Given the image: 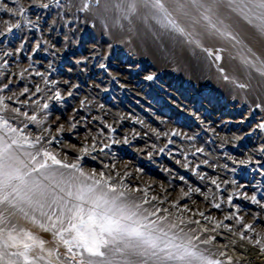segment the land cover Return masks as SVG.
<instances>
[{
	"label": "snow or ice",
	"instance_id": "snow-or-ice-1",
	"mask_svg": "<svg viewBox=\"0 0 264 264\" xmlns=\"http://www.w3.org/2000/svg\"><path fill=\"white\" fill-rule=\"evenodd\" d=\"M33 6L40 10L34 18L29 15ZM0 14V264H255L246 252L264 257V183L258 182L249 192L251 182L246 179L224 180L200 170L206 165L236 173V166H249L264 178V52L255 50L237 31L264 39V0H31L30 4L0 0ZM82 16L93 27L99 23L105 34L110 25L123 29L124 22L131 32L134 21H139L164 51L167 40L172 48L187 45L193 56L202 53L225 81L245 92L244 99L249 90L255 94L237 122L220 120L225 128L246 125L247 132L230 138L221 135L213 120L171 93L169 100L178 116L191 112L200 128L192 134L177 126L161 131L131 112L111 113L95 92H107L104 80L93 82V91L81 96L79 81L53 78L52 61L47 70L37 69L31 56L42 49L51 51L53 59L61 51L70 53L74 67L89 70L96 45L89 55L77 54L71 46L77 43L78 28L55 35L57 25L78 24ZM25 28L39 30V38L33 42L29 35H17ZM13 39L19 44L13 46ZM107 49L98 66L119 84L107 62L112 45ZM22 56L27 67L22 66ZM226 56L238 61L241 75H229ZM144 80L159 86L156 71H147ZM205 103L212 105L214 100L201 95L200 106ZM108 114L115 118L109 121ZM129 119L148 130H122L120 122ZM156 119L169 123L166 116ZM150 133L149 143L137 152L149 160L154 153H167L205 185H195L166 168L169 186L160 183L157 191L140 179L143 167H131L132 162L118 167L112 149L131 146L136 137L148 140ZM249 134L257 139L247 154L238 157L225 150ZM173 137L181 138L178 146ZM217 140L222 156L235 166L219 163L220 154L212 156L210 147ZM197 154L203 155L193 164L188 157ZM222 187L226 194L214 191ZM197 193L208 208L221 214L196 206L192 197ZM223 205L228 206L226 211Z\"/></svg>",
	"mask_w": 264,
	"mask_h": 264
},
{
	"label": "rangeland",
	"instance_id": "rangeland-1",
	"mask_svg": "<svg viewBox=\"0 0 264 264\" xmlns=\"http://www.w3.org/2000/svg\"><path fill=\"white\" fill-rule=\"evenodd\" d=\"M24 3L30 4L31 0H24ZM37 12H40V10L33 6L29 15L34 18V13ZM45 19H51V16H45ZM134 23L136 28L131 32L128 30L129 25L127 22H124L123 29L118 26L113 27L110 25L107 34H105L99 23L93 27L91 23L85 21L83 16L78 24H68L67 26L57 25V33L55 34L57 37L62 36L66 32L70 33L78 28L75 35L77 43L71 46L77 54L89 55L93 45H96V59L88 62L89 70L86 72L82 70L83 66H81V68L74 67L71 54L64 51H61L55 59H53L51 51L46 53L41 49L32 54L31 59L36 61V67L41 71L47 70V63L52 61L56 68V73L53 74V78L59 76L61 79L79 81L82 84L81 96L89 95L93 91V89L90 88L93 82L99 84L101 80H104L108 89L107 92H101L100 89H95V92L97 98L104 100L108 109L111 110V113L127 114L131 112L132 115L139 116L144 119L147 124H150L152 127H158L161 131L165 130L166 127L177 126L183 128L188 134H192L197 132L200 128L199 121L191 116V112H182L178 116L177 111H174L175 106H171L169 100V93H171L173 98L179 97L189 108L197 109L203 117L213 120L217 126V132L221 135H226L230 138L233 133L240 135L242 131L247 132L246 125L240 124L233 126L230 124L225 128L220 126V120L230 119L235 123L239 120L241 112L246 114L248 104L255 99V94L251 92V90L247 93L248 99H244L245 92L234 88L231 82L225 81L221 74L216 71L215 67L211 66L208 61L203 58L202 53L198 51L197 56H193L187 45L177 44L175 48H172L171 44H169L170 42L167 40L165 43L168 51H164L159 45L156 46L157 43L150 37V33L146 34V29L143 24L139 21H134ZM136 31L139 32L137 33ZM17 35H29L30 39L34 42V39L39 38L40 31L37 29L29 30L25 28L23 33L17 30ZM45 35L47 36V33H45ZM2 39L3 38H0V41H2ZM245 40L255 50L263 52L261 47H257L249 42V38H245ZM12 43L13 46H15L19 44V41L13 39ZM108 44L112 45V50L107 62L110 65L112 76H115L119 80V84L111 80L108 71L102 70L98 66L102 60L101 53L108 51ZM57 47H59V45H57ZM23 55H27V52ZM226 58L227 56L225 60ZM21 61L22 66L27 67L28 60L24 59L22 56ZM225 62L226 61H224V66ZM129 65L132 67L129 68ZM137 65H139V68L136 67ZM11 70L17 71L15 68ZM28 70L31 71V69ZM147 71L157 72L159 86H157V83L154 81L144 80ZM32 78L39 81V77H36L34 74ZM219 80H221L223 86H219ZM61 87H63V85H61ZM182 92L184 95H181ZM201 95L211 96L214 103L212 105L205 103L201 107ZM153 112L155 115L152 114ZM96 114L98 113H93V115ZM256 115L257 118H259L260 113L257 111ZM157 116H166L169 121L168 125L161 124V122L156 119ZM106 118L112 121L115 117L112 114H108ZM177 118L181 120L179 125L174 123ZM120 123L124 131H128L132 128H136L141 132L148 130L142 128L141 125L136 124L130 119L121 121ZM68 139L73 143L76 142L75 137H68ZM173 139L177 141L178 146L181 138L173 137ZM256 139L255 136L249 134L246 138L237 141L235 145L231 143L227 144L225 150L239 157L242 153L247 154L251 147L256 146ZM150 140L151 133L149 134L148 140L144 139L142 136L136 137L132 140L131 146L116 145L112 149V152L117 157L118 167H122L126 162H132L130 165L131 167H135L137 164L143 167L145 172L140 175V179L145 183L152 184L157 191H159L157 186L160 183H164L166 187L169 186V172L165 171L166 168L174 169L180 174L185 175L188 181L195 185L202 187L205 185V181L198 179L192 172L176 164L175 160L169 157L167 153H154L152 159L149 160L144 153L137 152V148H145V145L148 144ZM163 142L164 138H161L160 143L162 144ZM200 142L201 141H197V144ZM187 143L188 142L185 141V144ZM218 144L219 140H217L215 145H211L210 151L212 152V156L216 157L220 154L219 163L223 164L228 162L231 165V162L226 161L222 156L224 150L218 149ZM169 148H171V145H169ZM145 151H147V149H145ZM174 155L176 158H180L178 152ZM202 155L203 154H197L195 156L189 155L188 159L193 164H196ZM204 158L208 157L205 156ZM236 167L238 169L236 173L211 169L206 165H201L200 170L207 172L209 175H219L224 180H228L233 176L241 182L246 179L251 182V187L248 188L249 192H251L258 182L264 183V178L259 175L258 171L253 172V169L249 166ZM241 168L244 170L241 171ZM176 183L179 184V181ZM178 190L177 187L176 191ZM204 190L206 191L207 189L205 188ZM214 191L226 194L224 187L221 189H214ZM172 195L175 196L176 192H172ZM234 199L237 202L249 204L248 201H244L240 197ZM192 200H194L196 206H199L202 210L211 211L217 216L221 214L215 209L208 208L207 204L204 202V197L199 193L195 194ZM249 206L253 207V209L255 208V206ZM190 207L194 206L190 204ZM227 208V205H223L224 211H226ZM246 218L250 219V217ZM257 255L258 254L255 252L251 254L245 253V257L249 259L250 262L254 260L255 264H264V257Z\"/></svg>",
	"mask_w": 264,
	"mask_h": 264
},
{
	"label": "bare ground",
	"instance_id": "bare-ground-1",
	"mask_svg": "<svg viewBox=\"0 0 264 264\" xmlns=\"http://www.w3.org/2000/svg\"><path fill=\"white\" fill-rule=\"evenodd\" d=\"M137 24V23H136ZM142 31V30H141ZM237 31H239L240 32V36L243 38V39H245V38H249V36L246 34V32L245 31H243V30H241V29H239V28H237ZM137 32V31H136ZM139 32V31H138ZM137 32V33H138ZM133 34V33H132ZM145 34V33H144ZM138 35H140V34H138ZM147 36V35H146ZM132 37V36H131ZM151 37V36H150ZM134 38H135V36H134ZM149 38V37H148ZM139 40H140V38H139ZM148 40V39H147ZM136 41V40H135ZM137 41H138V39H137ZM136 41V42H137ZM141 41H142V39H141ZM249 42H251V43H253L255 46H257V47H261V49L263 50V52H264V39H262V38H260V37H256L255 39H251V38H249ZM143 43V42H142ZM166 44V43H165ZM168 44V43H167ZM170 44V43H169ZM158 44H156V46H157ZM179 45V44H178ZM185 46V45H184ZM182 47V46H181ZM183 49V48H182ZM184 49H186V48H184ZM184 51V50H183ZM181 54H183V53H181ZM187 54V53H186ZM199 55V54H198ZM182 56V55H181ZM188 58V57H187ZM226 62H225V67H227L228 68V73H229V75H232V74H237V75H241V72H242V70H241V68H240V66H239V63H238V61H229L228 60V58H226V60H225ZM222 80V79H221ZM221 80H219V86L220 85H222V83H221ZM223 86V85H222ZM252 92V91H251ZM142 95V94H141ZM131 148V147H130ZM256 255V254H255ZM258 256V255H257ZM263 259V258H262ZM249 260V259H248ZM251 260V259H250ZM254 261V260H253ZM260 261V260H259ZM261 262V261H260Z\"/></svg>",
	"mask_w": 264,
	"mask_h": 264
}]
</instances>
